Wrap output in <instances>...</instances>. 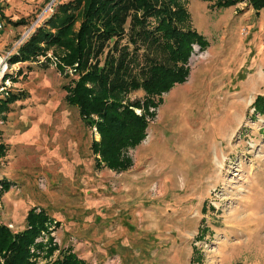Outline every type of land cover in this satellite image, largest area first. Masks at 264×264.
Segmentation results:
<instances>
[{
  "label": "rangeland",
  "instance_id": "rangeland-1",
  "mask_svg": "<svg viewBox=\"0 0 264 264\" xmlns=\"http://www.w3.org/2000/svg\"><path fill=\"white\" fill-rule=\"evenodd\" d=\"M66 1L0 0V98L24 96L0 119V181L10 184L0 223L19 232L27 210L42 209L58 223V250L87 264H189L192 247L198 264H264V116L252 112L255 96L264 99V8L179 0L208 46L193 47L185 82L162 95L145 138L127 151L130 168L115 173L95 167L98 136L64 101L76 75L58 72L49 52L48 62L7 64ZM19 19L24 26L11 25Z\"/></svg>",
  "mask_w": 264,
  "mask_h": 264
},
{
  "label": "trees",
  "instance_id": "trees-1",
  "mask_svg": "<svg viewBox=\"0 0 264 264\" xmlns=\"http://www.w3.org/2000/svg\"><path fill=\"white\" fill-rule=\"evenodd\" d=\"M245 1L254 13L264 8V0ZM239 2L213 0V7L226 9ZM25 23L19 19L11 25ZM207 46L188 26L179 0H68L57 4L28 34L7 64L29 63L38 57L48 62L49 52L58 72L68 77L69 70L76 75L63 88L64 101L76 108L82 124L98 136L90 142L95 167L120 173L130 168L127 151L145 138L162 95L185 82L193 47L202 52ZM6 79L11 78L6 75ZM135 91H141L142 98L128 100ZM23 99L21 92H4L1 121L10 105ZM252 110L264 116L261 96H255ZM5 151L0 141V158ZM9 187V182L1 180L0 195ZM24 223V229L15 233L0 223V264H36L38 258L48 259L55 251L58 257L47 264H87L70 249L58 250L50 235L58 223L44 210L30 208ZM206 232L202 227L196 239ZM199 261V251L192 247L189 264Z\"/></svg>",
  "mask_w": 264,
  "mask_h": 264
},
{
  "label": "built area",
  "instance_id": "built-area-1",
  "mask_svg": "<svg viewBox=\"0 0 264 264\" xmlns=\"http://www.w3.org/2000/svg\"><path fill=\"white\" fill-rule=\"evenodd\" d=\"M1 14V13H0ZM4 29V21L0 15V32Z\"/></svg>",
  "mask_w": 264,
  "mask_h": 264
},
{
  "label": "water",
  "instance_id": "water-1",
  "mask_svg": "<svg viewBox=\"0 0 264 264\" xmlns=\"http://www.w3.org/2000/svg\"><path fill=\"white\" fill-rule=\"evenodd\" d=\"M197 49V48H196ZM195 50V48L193 49V51ZM191 57H192V54L190 55V57H189V59H188V64H190V59H191Z\"/></svg>",
  "mask_w": 264,
  "mask_h": 264
},
{
  "label": "crops",
  "instance_id": "crops-1",
  "mask_svg": "<svg viewBox=\"0 0 264 264\" xmlns=\"http://www.w3.org/2000/svg\"><path fill=\"white\" fill-rule=\"evenodd\" d=\"M1 33V32H0Z\"/></svg>",
  "mask_w": 264,
  "mask_h": 264
}]
</instances>
